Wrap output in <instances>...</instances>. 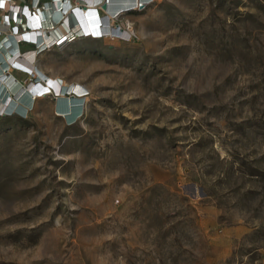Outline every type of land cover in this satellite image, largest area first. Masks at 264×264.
<instances>
[{
	"label": "rangeland",
	"instance_id": "1",
	"mask_svg": "<svg viewBox=\"0 0 264 264\" xmlns=\"http://www.w3.org/2000/svg\"><path fill=\"white\" fill-rule=\"evenodd\" d=\"M119 22L38 53L78 120L54 91L0 112V264H264V0Z\"/></svg>",
	"mask_w": 264,
	"mask_h": 264
},
{
	"label": "bare ground",
	"instance_id": "2",
	"mask_svg": "<svg viewBox=\"0 0 264 264\" xmlns=\"http://www.w3.org/2000/svg\"><path fill=\"white\" fill-rule=\"evenodd\" d=\"M87 1L92 5H87L82 8L80 4L72 3L68 0L63 7L70 11L72 19L75 22V25H77V30L81 29L82 31L80 32H84L83 29L86 32L92 30L94 32L93 36H102L104 33L106 34L108 32L117 36L119 34H128V31L121 30L117 27L114 20L111 18L110 13L107 16L105 15L107 0ZM121 2H124L123 6L132 4V2L128 1ZM49 6L51 7L48 8L46 15L42 16V18L40 17L38 19L37 17H30L28 19V24L33 28L38 26L42 33L47 31L44 28L52 25L48 21L47 14L48 12L50 13L51 10H55L56 7L53 4ZM64 9H62L61 12H63ZM121 9L125 8L123 7ZM61 15L62 13H58L56 18L58 19ZM63 17H66V13H63ZM3 28L5 29L6 26L4 25ZM36 30L37 29H34L33 31L35 32ZM57 32L59 34L61 33L60 31ZM91 34L92 32L90 35ZM38 37L39 36L37 35L29 36L30 39H34L36 43L42 46L40 49L43 51L47 47L43 49L44 45L42 42L49 37L47 34H44L43 38ZM18 39L20 38L9 36L0 37V112L6 111L8 114L11 111H13V113H19V111L29 112L34 99L43 98L41 93L52 87L58 94L56 97L58 100V114L61 116L65 115L69 121H73L75 118L78 120L82 113L81 111H83V101L86 98L83 96V91L86 90V87L80 82L70 84L69 82H66L65 79L56 78L60 75L52 76L46 72L44 68L37 65L38 50L35 49L36 47L32 46L27 51L23 50L21 44L24 41L22 42ZM14 72L25 75L31 74L32 81L30 83H24ZM34 77H37V81L34 80ZM50 84L52 86H49Z\"/></svg>",
	"mask_w": 264,
	"mask_h": 264
},
{
	"label": "built area",
	"instance_id": "3",
	"mask_svg": "<svg viewBox=\"0 0 264 264\" xmlns=\"http://www.w3.org/2000/svg\"><path fill=\"white\" fill-rule=\"evenodd\" d=\"M67 1L68 0H0V37H19L20 39L18 40L22 42L24 41L22 43V49H25L29 46H35V49H37L39 53L42 50L40 49L42 46L36 43L34 39H30L29 36L31 37L37 35L39 36L38 38H43L44 34H47L49 38L42 42L44 49L46 47L48 48L59 45L68 39L79 36H90L91 32V35H93L94 32L92 30L90 32H86L83 29L84 32H80L82 31L81 29H76L77 25H75L70 11L63 8ZM69 1L80 4L82 8L87 5H92L87 0ZM121 1L132 2V4L124 7L125 10L117 9V6ZM152 1L154 0H107L105 15L107 16L110 13L111 18L114 20V23L117 25V27L121 30L128 31L129 34L128 28L119 22L121 16L126 12L138 10L141 7L147 6ZM51 4L55 5L56 9L53 11L51 10V12H48L47 14L48 21L52 25L44 28L47 30L46 32L44 31V33H42L38 26L33 28L28 24V19L30 17H37L39 19L40 17L42 18V16L46 15L48 8L51 7L49 5ZM62 9H64L63 12H61ZM58 13H62V15L57 19L56 15H58ZM63 13H66V17H63ZM4 25L6 26L5 29L3 28ZM34 29L37 30L34 32ZM57 31H60L61 33L59 34ZM109 34L111 35V32L106 34L104 33L102 36H107ZM86 91L87 89L83 91V96L86 95Z\"/></svg>",
	"mask_w": 264,
	"mask_h": 264
},
{
	"label": "clouds",
	"instance_id": "4",
	"mask_svg": "<svg viewBox=\"0 0 264 264\" xmlns=\"http://www.w3.org/2000/svg\"><path fill=\"white\" fill-rule=\"evenodd\" d=\"M123 3H124V2H121L120 4H118L117 9H121V8H123V7H126V6H123V5H124ZM49 86H52V85H49ZM53 87H54V86H53ZM41 94H43V92H42Z\"/></svg>",
	"mask_w": 264,
	"mask_h": 264
},
{
	"label": "trees",
	"instance_id": "5",
	"mask_svg": "<svg viewBox=\"0 0 264 264\" xmlns=\"http://www.w3.org/2000/svg\"><path fill=\"white\" fill-rule=\"evenodd\" d=\"M52 85H53V82H52ZM19 116L22 118L26 115V112H23V111H19Z\"/></svg>",
	"mask_w": 264,
	"mask_h": 264
},
{
	"label": "water",
	"instance_id": "6",
	"mask_svg": "<svg viewBox=\"0 0 264 264\" xmlns=\"http://www.w3.org/2000/svg\"><path fill=\"white\" fill-rule=\"evenodd\" d=\"M104 5V4H103ZM105 6V5H104ZM106 7H107V5H106Z\"/></svg>",
	"mask_w": 264,
	"mask_h": 264
},
{
	"label": "crops",
	"instance_id": "7",
	"mask_svg": "<svg viewBox=\"0 0 264 264\" xmlns=\"http://www.w3.org/2000/svg\"><path fill=\"white\" fill-rule=\"evenodd\" d=\"M81 105V104H80Z\"/></svg>",
	"mask_w": 264,
	"mask_h": 264
}]
</instances>
